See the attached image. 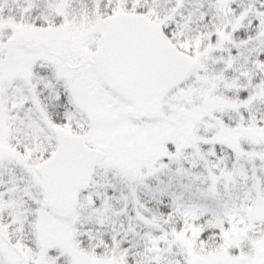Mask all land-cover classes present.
Returning a JSON list of instances; mask_svg holds the SVG:
<instances>
[{
  "label": "snow or ice",
  "instance_id": "1",
  "mask_svg": "<svg viewBox=\"0 0 264 264\" xmlns=\"http://www.w3.org/2000/svg\"><path fill=\"white\" fill-rule=\"evenodd\" d=\"M0 264H264V0H0Z\"/></svg>",
  "mask_w": 264,
  "mask_h": 264
}]
</instances>
